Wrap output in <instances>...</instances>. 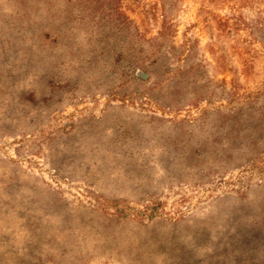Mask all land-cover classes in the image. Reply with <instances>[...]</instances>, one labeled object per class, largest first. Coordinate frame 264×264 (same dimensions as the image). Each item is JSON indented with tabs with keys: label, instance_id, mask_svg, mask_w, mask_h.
Returning a JSON list of instances; mask_svg holds the SVG:
<instances>
[{
	"label": "rangeland",
	"instance_id": "obj_1",
	"mask_svg": "<svg viewBox=\"0 0 264 264\" xmlns=\"http://www.w3.org/2000/svg\"><path fill=\"white\" fill-rule=\"evenodd\" d=\"M263 86L264 0H0V264H264Z\"/></svg>",
	"mask_w": 264,
	"mask_h": 264
},
{
	"label": "trees",
	"instance_id": "obj_2",
	"mask_svg": "<svg viewBox=\"0 0 264 264\" xmlns=\"http://www.w3.org/2000/svg\"><path fill=\"white\" fill-rule=\"evenodd\" d=\"M119 3V2H118ZM162 7H163V9H164V2L162 3ZM113 13L115 14V15H117L118 16V18H121L122 19V22H121V29L122 30H127V31H130L131 29H132V31L133 30H135L136 31V34H139V30L137 29V27L134 25V23L131 21V19L127 16V15H125L122 11H121V9H120V7L119 6H116V7H114V9H113ZM225 27V29H230V26H228L227 24L224 26ZM175 33V32H174ZM170 36V38H174V35H173V33L171 34V31L169 30V28L167 29L166 28V26L163 24V26L160 28V31H159V33H158V36H157V38L156 39H167L168 37ZM115 53V52H114ZM115 54H118V53H115ZM124 52H120L119 53V57L121 58V57H123L124 56ZM233 81L234 80H232L231 82L233 83ZM234 84V83H233ZM236 89V87H234L233 86V90H230L232 93H236L237 95H238V92L235 90ZM259 95H264V86L263 87H261V89H259V90H257L256 92H251V93H249L246 97L247 98H250L251 96H257V98H258V96ZM149 97H151L153 100H155L156 102H158L157 101V99H156V97H154V95L152 96V95H149ZM245 97V98H246ZM244 98V97H243ZM246 98V99H247ZM240 102V101H239ZM235 104H237L238 105V103H235ZM168 106H170V105H168ZM233 115H236V112H234L233 111ZM232 117H235V116H232Z\"/></svg>",
	"mask_w": 264,
	"mask_h": 264
}]
</instances>
